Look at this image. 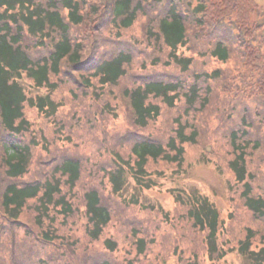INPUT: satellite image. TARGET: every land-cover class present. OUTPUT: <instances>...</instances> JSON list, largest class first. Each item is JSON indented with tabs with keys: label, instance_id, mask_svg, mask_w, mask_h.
I'll return each mask as SVG.
<instances>
[{
	"label": "trees",
	"instance_id": "trees-1",
	"mask_svg": "<svg viewBox=\"0 0 264 264\" xmlns=\"http://www.w3.org/2000/svg\"><path fill=\"white\" fill-rule=\"evenodd\" d=\"M140 21L143 33L135 35L133 30ZM207 56L225 65V69L194 71L198 57ZM148 66L170 67L176 74L174 78L150 74L139 81L140 75V79L123 88L129 125L122 133L128 140L119 149L107 148L113 164L106 180L111 194H122L130 178L139 188L151 189V160L181 166L185 144H196L200 137V129L196 121L191 122L190 115L209 109L215 113L214 100L220 86L225 99L246 103L238 128L231 132L234 158L229 167L236 181L245 187L242 197L246 207L264 227V194L256 192L255 177L248 172V157L264 146V3L0 0V264H77L71 255L76 256L77 250L69 245L63 248L71 252L61 249L60 253L65 262L51 263L41 252L32 250L24 255L25 259H18L17 252L22 254L31 235L27 229L18 237L14 232L27 224L29 215L34 227L41 230L38 246L60 245L64 240L57 232L78 212L64 188L78 185L83 166L79 157L66 156L54 164L52 157L41 159L42 165L36 170L33 149L39 143L35 135L28 138L32 127L26 109H36L48 119L54 117L62 105L55 94L63 85L73 83L84 90V95L102 100L110 111L108 94H114L132 71L146 72ZM24 78L39 89L46 88L47 93L29 95ZM163 105L168 110L184 106L186 119L175 118L177 127L164 140L146 136L143 130L162 115ZM101 141L105 142V136ZM100 152L105 155V151ZM29 174L31 179L22 182ZM84 200L86 238L96 242L112 222V213L98 189L87 191ZM175 201L192 222L201 244L199 248L193 246L197 262L185 264L200 263L199 253H205L212 264L224 261L229 251L219 245L223 220L218 208L196 191L177 193ZM128 203L141 210L148 208L136 196ZM149 208L164 213L162 207ZM4 235L8 238L1 240ZM154 239L140 236L134 240L133 251L138 257L149 254L156 244ZM101 242L104 250H118L113 239ZM237 245L245 264H264V231L249 226ZM88 264L112 263L104 258Z\"/></svg>",
	"mask_w": 264,
	"mask_h": 264
},
{
	"label": "rangeland",
	"instance_id": "rangeland-1",
	"mask_svg": "<svg viewBox=\"0 0 264 264\" xmlns=\"http://www.w3.org/2000/svg\"><path fill=\"white\" fill-rule=\"evenodd\" d=\"M259 1L264 3V0ZM142 26L143 21H140L134 28L133 34L141 35ZM216 67L225 69V65L210 59L209 56L198 57L193 70L202 73L204 70H212ZM147 68V71L142 73L132 71L122 84L115 88L114 94H108L106 99L111 103L110 111L105 109L102 100L99 101L95 95H84V90L73 83L63 85L55 94L62 105L54 117L48 119L36 109H26L32 127L28 138L35 135L33 138L39 143V146L33 149L36 170L42 165L41 159L49 160L52 157L56 158L52 159L53 164L55 160L66 156L79 157L83 166L78 185L73 189L64 188V193L78 209L76 217L65 221L63 224L66 225L57 232L64 237V240L60 245L38 246L36 243L41 236V230L34 227L32 217L29 215L26 219L27 224L14 232L18 237L27 229L31 235V241L23 246L22 254L17 252L19 260L32 250L34 253L41 252L51 263L65 262L60 253L61 249L70 251L68 248H63L69 245L77 250L76 256L71 254L77 264L102 262L104 258L109 259L112 264H130L131 261H133L131 264H185L190 260L194 262L196 260L195 253L192 252L193 246L199 248L201 244L192 222L182 212L183 208L176 203L175 194L196 191L209 198L218 208L223 220L219 245L225 247L229 253L224 261L216 264H245V259L237 251L238 241L244 237L245 229L249 226L261 233L264 227L262 221L254 220L252 211L246 207L242 197L245 187L243 183L236 181L235 174L229 167V162L234 158L231 132L238 128L246 103L237 104L230 102L229 98L225 99L226 95L222 87L219 86V93L214 100L215 113H212L211 109L198 114L191 113L190 120L196 121L200 129V137L196 144H185V159L181 166L151 160L148 166L149 176L153 181L151 189L139 188L132 178L120 195H112L108 189L106 180L113 164L110 161L112 154L107 148L119 149L125 146L128 140V136L122 133V130L129 125L128 106L122 96L123 88L140 79V75L139 81L150 74L166 78H174L176 74L174 73L176 70L170 67L160 66L151 69V66H148ZM23 84L29 95L47 93L46 88H37L28 78L23 79ZM225 108L227 109L224 110ZM184 113L182 105L172 110H168L163 105L162 115L143 130V133L164 140L177 127L175 118L183 117ZM183 119L185 120L186 116ZM102 136H105L104 143L101 141ZM108 136L112 139V147ZM100 150L105 151V155L102 156ZM2 156L3 150L0 145V158ZM248 172L255 177L253 182L256 192L264 194V146L248 157ZM31 177L30 174L26 175L22 182L30 180ZM93 188L101 192L103 203L109 208L113 217L102 238L96 242H90L85 234L87 215L84 196ZM132 196L138 197L140 203L148 208L141 210L140 206H130L128 200ZM151 206L162 207L164 213L158 212V214L152 211L149 208ZM140 236L147 239L155 237L156 244L152 250L149 249L151 250L149 254L138 257L133 251V246L134 240L139 239ZM5 238H8V235H4L1 240ZM109 238L118 243L116 252L102 249L103 245L100 241ZM196 250L199 252V249ZM5 256L4 254V259H7ZM199 260L198 264H212L205 253H199Z\"/></svg>",
	"mask_w": 264,
	"mask_h": 264
}]
</instances>
